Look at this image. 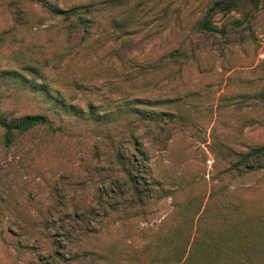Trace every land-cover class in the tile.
Masks as SVG:
<instances>
[{"label": "rangeland", "instance_id": "rangeland-1", "mask_svg": "<svg viewBox=\"0 0 264 264\" xmlns=\"http://www.w3.org/2000/svg\"><path fill=\"white\" fill-rule=\"evenodd\" d=\"M105 1L108 0H0V116L13 122L42 114L53 124V128H37L16 137L11 146L5 144L6 132L0 129V264H42L47 255L48 234H54L60 252L67 255L66 261L58 264H87V260L78 262L71 257L76 248L80 249L76 240L80 231H86L93 220L85 207L95 206L101 216L107 213V207L108 211L122 208L117 204L120 188L98 181L99 170L107 168V140L103 136L107 131L101 127L107 121V75L115 71L107 72V59L112 58L118 68L125 64L127 73L126 67L161 63L174 51H180L200 59L198 64L190 59L193 79L203 77L210 69L217 80L218 74H224L225 88L217 94L218 98L225 91L229 95L251 94L261 87L253 75L248 77L246 73L264 61V2L240 27L229 25L241 17L238 13L229 17L215 15L213 22L226 30L222 35L200 29L215 0H132V12L125 18L128 24L120 32L113 29L112 23L107 29L112 40L113 33H119L115 36L117 46L112 41L108 44L117 47L115 50H101L107 33L88 43L90 37L79 29L70 40L72 53L70 61H66L62 54L64 45H51L48 41L46 28L63 21H54L49 8L101 9ZM100 15L101 12H94L88 17L94 22ZM164 63L169 70L151 81L139 78V83L123 78L128 81L122 85L126 89L156 85L173 70L170 61ZM237 76L244 78L235 83ZM47 89V93L40 94ZM87 90L96 93L93 104L85 98ZM91 104L95 114L88 109ZM250 108L255 106L235 104L226 116H232L233 121L239 114L246 118ZM179 122L171 131L162 133L158 143H151V134H145L142 140L163 175L167 174L164 162L173 167L176 175L188 164V173H200L208 191L221 181L229 182L232 188L249 187L264 175L254 172L234 179L224 176V165L209 148L211 134L220 129L215 121L205 119L200 131L186 129L183 121ZM240 123L237 132L241 133L234 132L240 143L264 142V130L249 126L247 120ZM172 210L169 198L154 205L145 218L124 225V237L116 239L123 240L118 246L120 254L131 249L127 240L133 234L129 232L131 226L155 229ZM59 217L63 221L57 224L59 231H54L51 220ZM104 221L107 223V218ZM96 228L101 239L93 238L91 244L83 243L82 248L111 244L107 241L111 237L107 226Z\"/></svg>", "mask_w": 264, "mask_h": 264}, {"label": "trees", "instance_id": "trees-1", "mask_svg": "<svg viewBox=\"0 0 264 264\" xmlns=\"http://www.w3.org/2000/svg\"><path fill=\"white\" fill-rule=\"evenodd\" d=\"M263 2L264 0H215L208 9L200 29L223 35L226 30L213 22L215 15L229 17L238 13L241 17L231 20L229 25L240 27L262 8ZM131 4L132 0H108L102 4L101 9L49 8L54 21L60 18L63 21L51 23L46 28L48 41L51 45L57 42L64 45L62 54L67 58L66 61H70V40L75 31L82 29L86 36L90 37L88 43L107 33L111 23L113 29L120 32L128 24L125 18L132 12ZM94 12H101L102 15L96 16V20L92 22L88 16ZM109 34L108 32L101 50L108 47L110 52L117 47L114 49L111 45L108 46L109 41L117 46L118 38L115 36L119 33H113V40L109 38ZM114 54L116 56V53H113V56ZM192 58L195 64L200 62V59L196 60L194 56L174 51L161 63H141L132 65L131 68L126 67L129 69L127 73L125 64H122L123 68H118L112 58L107 59V72L113 69L115 71L107 75V121L101 125L102 129L107 131L103 135L107 140L104 141L107 144V168L99 170L98 181L120 188L117 204L122 208L110 207L108 211L107 207V213L101 216L95 211V206L85 207L93 220L88 223V229L80 231L76 238L80 249L76 248L71 257L78 262L87 260V264H264L263 174L255 185L249 187L232 188L229 182L221 181L213 184L208 191L206 180L200 173H188L191 167L188 164L176 175L173 167L164 162L162 166L167 174L163 175V171L153 162L142 144L145 134H151V143H158L162 137L160 135L167 129L171 131L172 126L181 124L179 121H183V127L186 129L200 131L202 122L209 119L210 122L215 121L220 128L211 134L209 148L224 165V176L234 179L254 172H264V142L240 143L234 133H241L237 131L243 120H247L251 127L264 130V61L246 73L248 77L253 75L255 81L261 85L259 92L229 95L225 91L218 98L217 94L225 88L224 74H218L217 80L210 69L203 77L193 79L189 69ZM169 61V66L173 69L169 71L171 74L164 77V80H158L156 85H150L152 88L146 85L151 89H144L143 85L126 89L122 85L128 80L134 82L139 78L143 82L151 81L154 76H160L169 70L164 63ZM65 62L64 66L67 67ZM149 75H153L151 79L147 78ZM243 78L237 76L235 83ZM193 87L199 90L190 91ZM47 92L48 89L42 90L40 94ZM90 93L91 91L87 90L85 98L93 104L92 99L96 93ZM92 104L88 109L95 114ZM235 104H249L255 106V109H247L246 118L244 114H239L236 121H233L232 116H226V111L231 110ZM43 127L53 128L52 121L46 115H28L13 122L0 116V129L6 132L7 146L13 145L16 137ZM169 198L172 199V212L164 217L155 229L131 226L129 232H133L132 237H127L132 244L131 249L121 255L118 246L123 240L116 242V239L118 236L124 237L123 232L121 233L122 227L137 218H145L151 213L154 205ZM99 206L105 209L102 204ZM74 215L76 216V212ZM79 216L85 218L82 217L84 215ZM104 218H107V223ZM62 221L60 217L51 220L54 231H59L57 224ZM96 225L102 226L103 229L107 226L111 235L107 241L111 244L98 245L99 248H82L83 243L91 244L93 238L101 239ZM53 235L48 234L47 255L41 260L42 264L66 261L67 255L60 252L61 247Z\"/></svg>", "mask_w": 264, "mask_h": 264}]
</instances>
